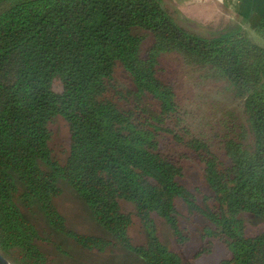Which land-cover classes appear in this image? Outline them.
<instances>
[{
  "label": "trees",
  "instance_id": "trees-1",
  "mask_svg": "<svg viewBox=\"0 0 264 264\" xmlns=\"http://www.w3.org/2000/svg\"><path fill=\"white\" fill-rule=\"evenodd\" d=\"M179 19L164 0H0V251L13 264H50L40 242L62 251L54 235L114 264H184L158 220L180 247L198 230L196 258L218 241L228 256L217 264H264V13L253 25L263 42L241 23L205 33ZM163 54L177 56L195 98L216 84L238 108L204 121L164 79ZM57 116L64 163L49 145ZM185 161L206 188L183 182ZM65 188L101 234L67 225L55 202ZM245 217L262 228L247 234Z\"/></svg>",
  "mask_w": 264,
  "mask_h": 264
},
{
  "label": "rangeland",
  "instance_id": "rangeland-1",
  "mask_svg": "<svg viewBox=\"0 0 264 264\" xmlns=\"http://www.w3.org/2000/svg\"><path fill=\"white\" fill-rule=\"evenodd\" d=\"M167 2L168 7L172 11H176V3L181 2V0H168ZM185 14L186 15H183L187 19H179V22L185 26H190L199 32L206 33L207 30L219 29L225 25L223 21L216 22V20L212 21L215 23H211V21L199 22V20L196 18L192 19L193 17H191L189 13ZM233 21L235 20L233 19ZM254 34L250 32V35L254 37V40L263 42V39L260 36ZM149 42V38L144 41L143 49L147 47ZM160 65L163 68L161 73L164 79L176 80L179 97L185 99L187 103L191 104L194 100V88L189 83L188 77L185 75V69L178 61L177 56L174 54H163L160 57ZM116 76L122 85L129 84V76L123 68L119 67L117 69ZM55 86L58 88L57 84ZM215 88L216 84L211 85L206 93H204L205 97L201 98V100L197 97H194V104L198 105L197 110L200 112L201 118L204 121L208 119H214L215 116L220 115V110L222 109L237 107L236 103L226 100L222 94H218V92L215 91ZM50 128L52 131V136L49 141V145L52 149V154L61 163H64L68 155L69 147L68 126L62 117L57 116L50 123ZM184 165L186 174L183 182L191 188L195 186L206 188L198 164L193 161H185ZM55 202L60 212L65 216L66 223L70 228L86 234H101V230L90 218L84 205L69 188H65L63 193L55 199ZM120 204L122 210L131 214L133 219V223L129 229L132 241L134 243L143 242L145 240V229L135 214L134 205L124 199L120 200ZM245 218L247 234H252L262 228V224H260V222L255 223L249 217ZM34 221H36L39 230L41 233H43L44 222L41 220V217L36 215V217H34ZM157 223L161 240L168 247L178 251L182 255L184 264H217L218 261L228 256L226 247L218 241H214V245L209 254L201 255L196 258L194 254L202 244L198 230L192 231L191 240L184 246L180 247L171 237V233L166 224L159 220ZM53 238H55V240L61 244L62 251H59L52 243H47L45 241L40 242L43 249L50 254V264H114L113 256L110 253H97L88 251L78 247L73 243V241H65L56 235H54Z\"/></svg>",
  "mask_w": 264,
  "mask_h": 264
},
{
  "label": "crops",
  "instance_id": "crops-1",
  "mask_svg": "<svg viewBox=\"0 0 264 264\" xmlns=\"http://www.w3.org/2000/svg\"><path fill=\"white\" fill-rule=\"evenodd\" d=\"M164 1L168 3V0ZM176 4V10L181 14L189 13L192 19L196 18L199 22L215 23L212 21L216 20V22L223 21L225 25L241 23L253 34L254 23L264 13V0H181Z\"/></svg>",
  "mask_w": 264,
  "mask_h": 264
},
{
  "label": "water",
  "instance_id": "water-1",
  "mask_svg": "<svg viewBox=\"0 0 264 264\" xmlns=\"http://www.w3.org/2000/svg\"><path fill=\"white\" fill-rule=\"evenodd\" d=\"M0 263L1 264H13L9 258H7L1 251H0Z\"/></svg>",
  "mask_w": 264,
  "mask_h": 264
},
{
  "label": "bare ground",
  "instance_id": "bare-ground-1",
  "mask_svg": "<svg viewBox=\"0 0 264 264\" xmlns=\"http://www.w3.org/2000/svg\"><path fill=\"white\" fill-rule=\"evenodd\" d=\"M1 264V263H0Z\"/></svg>",
  "mask_w": 264,
  "mask_h": 264
}]
</instances>
